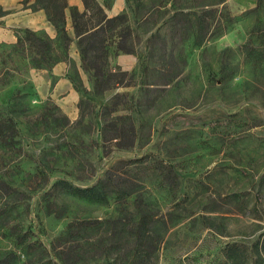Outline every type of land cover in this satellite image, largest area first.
Returning a JSON list of instances; mask_svg holds the SVG:
<instances>
[{
	"label": "rangeland",
	"instance_id": "obj_1",
	"mask_svg": "<svg viewBox=\"0 0 264 264\" xmlns=\"http://www.w3.org/2000/svg\"><path fill=\"white\" fill-rule=\"evenodd\" d=\"M98 1L108 17L128 15L132 52L110 49L104 59L97 49L87 68L66 12L71 42L62 62L79 94L75 117L37 94L39 69L0 86V116L11 117L19 134L12 152L0 150L13 187L0 200V257L57 262L53 253L18 258L15 236L27 232L49 249L71 221L114 220L140 199L159 247L147 264H230L226 252L234 247L245 251V264H264V249L254 253L264 240V0L256 12L257 0H226L231 26L198 45H173L160 25L165 15L152 47L146 40L157 27L137 26L125 0ZM32 2L10 13H28ZM102 67L115 76L96 79ZM107 174L114 187L104 203L52 187L59 179L89 187ZM91 227L71 239L63 255L69 264H122L133 251L118 231Z\"/></svg>",
	"mask_w": 264,
	"mask_h": 264
},
{
	"label": "trees",
	"instance_id": "obj_2",
	"mask_svg": "<svg viewBox=\"0 0 264 264\" xmlns=\"http://www.w3.org/2000/svg\"><path fill=\"white\" fill-rule=\"evenodd\" d=\"M82 9L75 5H69L67 0H33L29 5L31 11L43 10L46 19L55 29V35L49 36L43 30H31L25 28L15 35L13 43L0 44V86L8 85L16 76L27 73L31 69L50 70L55 64L65 61L68 57V48L71 42L66 33V12L71 21V27L75 39L77 50L80 54L83 64L90 68V57L97 49H104V59L107 58V51L112 49L113 55L122 51L132 52L130 42L133 32L129 17L125 12H120L114 16L108 17L102 4L98 0H80ZM226 0H125L127 8L131 10V17L137 26L150 25L155 29L147 38V43L152 47L154 41L161 38L158 30V23L162 17L167 15L160 25L167 24L168 39L173 45L181 44L191 40L193 45H198L203 40H208L211 36H221L231 26L234 19L229 16L225 10ZM29 0H21V4H27ZM262 7V1L257 0L253 10L256 12ZM7 12L0 7V16ZM109 40L107 45L105 41ZM127 41L130 45L125 46ZM101 46V47H100ZM93 57V56H92ZM89 64V65H88ZM104 66V65H103ZM104 70V68L102 67ZM102 70L99 77L111 79L115 72L107 68ZM121 75H127V72H120ZM119 82H116V84ZM117 120L121 116L115 117ZM132 133V132H131ZM18 130L14 120L9 117L0 116V150L12 152V148L19 144ZM133 135V134H132ZM114 146L123 147L122 139L115 137ZM21 147V146H20ZM18 148L17 151H20ZM4 155V154H2ZM6 157L0 156V164L9 165ZM9 174V173H8ZM7 171L0 169V200L8 197L12 187V178L6 177ZM42 185L46 178L43 179ZM114 176L105 175L98 179L89 187L74 186L66 180L59 179L52 184L53 188L68 193L77 199L104 203L108 199L109 193L113 191ZM131 193H125L122 197H129ZM94 226L107 225L111 236L116 231L123 236L125 244L133 251L128 254L122 264H147L151 255L159 247L154 241V220L150 207L139 203L132 204V209L127 210L121 217L114 220H77L71 221L65 230L52 240L49 249H46L37 239L26 238L27 232L17 234L18 258L26 257V253L32 254H50L57 257V262L52 264H67L64 258L69 243L79 232L92 229ZM22 231V230H21ZM107 232V233H108ZM112 243V237L110 240ZM264 249V240L259 247L255 246V255L260 257L261 250ZM139 255L140 260L136 262L133 257ZM12 253H5L0 257V264H10L8 261ZM226 259L230 264H245V251L240 248H229L226 252ZM51 262L46 260L45 264ZM40 263V262H38ZM18 264H31V260L23 258ZM69 264V263H68Z\"/></svg>",
	"mask_w": 264,
	"mask_h": 264
},
{
	"label": "crops",
	"instance_id": "obj_3",
	"mask_svg": "<svg viewBox=\"0 0 264 264\" xmlns=\"http://www.w3.org/2000/svg\"><path fill=\"white\" fill-rule=\"evenodd\" d=\"M21 0H0V6L6 15L0 17V42L13 43L15 36L13 29L16 28H42L53 37L55 35L53 26L46 19L43 10L28 11L24 14L10 13ZM69 5L81 6L80 0H67ZM35 26V27H34ZM72 49V48H71ZM74 55V51L72 52ZM65 63L58 62L50 70H36L33 73L37 94L42 98H51L62 111L70 116L76 115V104L79 94L74 84L65 75Z\"/></svg>",
	"mask_w": 264,
	"mask_h": 264
}]
</instances>
